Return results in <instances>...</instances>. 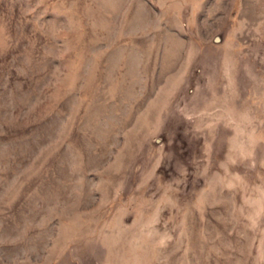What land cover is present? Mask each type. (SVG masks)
Returning a JSON list of instances; mask_svg holds the SVG:
<instances>
[{"label":"rangeland","instance_id":"374dc122","mask_svg":"<svg viewBox=\"0 0 264 264\" xmlns=\"http://www.w3.org/2000/svg\"><path fill=\"white\" fill-rule=\"evenodd\" d=\"M0 264H264V0H0Z\"/></svg>","mask_w":264,"mask_h":264}]
</instances>
